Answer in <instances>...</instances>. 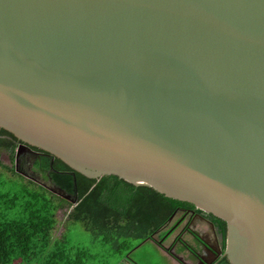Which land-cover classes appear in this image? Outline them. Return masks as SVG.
<instances>
[{
    "label": "water",
    "instance_id": "1",
    "mask_svg": "<svg viewBox=\"0 0 264 264\" xmlns=\"http://www.w3.org/2000/svg\"><path fill=\"white\" fill-rule=\"evenodd\" d=\"M0 128L225 220L219 253L264 264V0H0Z\"/></svg>",
    "mask_w": 264,
    "mask_h": 264
},
{
    "label": "trees",
    "instance_id": "2",
    "mask_svg": "<svg viewBox=\"0 0 264 264\" xmlns=\"http://www.w3.org/2000/svg\"><path fill=\"white\" fill-rule=\"evenodd\" d=\"M0 131L17 139L2 128ZM46 154L48 157L35 162L42 179L72 196L74 172L77 199L73 202L55 188L0 162V264L15 260L22 264H136L128 255L141 243L151 241L169 250L161 243L170 234L168 224L179 210L188 208L212 218L225 245V220L152 186L135 185L114 174L87 177ZM59 210H64L63 230L55 234ZM76 223L87 233L86 244L69 235ZM216 264L230 262L223 256Z\"/></svg>",
    "mask_w": 264,
    "mask_h": 264
},
{
    "label": "flooded vegetation",
    "instance_id": "3",
    "mask_svg": "<svg viewBox=\"0 0 264 264\" xmlns=\"http://www.w3.org/2000/svg\"><path fill=\"white\" fill-rule=\"evenodd\" d=\"M5 137L6 139L0 136L2 144L0 160H3L1 163L8 167H14L19 174L27 178L48 185L51 188H58L43 180L40 172L35 167V162L41 157H48V154L26 145L19 139L13 140L8 134H5ZM12 143L15 145V151L11 156L8 149ZM186 210H179L175 214L173 217L175 219L169 226V229H171L170 234L178 226H180L179 231L169 245L164 244V241L161 242L162 245L166 248L170 247L174 251L173 244L179 243L183 246L184 250L189 252L188 254H175V258L172 256L178 264H216L225 256L222 252L219 253V250L224 251L225 249V245L223 246L222 243L223 236L212 218L203 213L196 212L194 209L188 208ZM184 236L188 237L185 238Z\"/></svg>",
    "mask_w": 264,
    "mask_h": 264
},
{
    "label": "rangeland",
    "instance_id": "4",
    "mask_svg": "<svg viewBox=\"0 0 264 264\" xmlns=\"http://www.w3.org/2000/svg\"><path fill=\"white\" fill-rule=\"evenodd\" d=\"M0 136L6 139L5 133L0 131ZM10 155L12 156L15 151V145L12 143L9 145L8 149ZM0 162H3V160H0ZM64 210H59L57 212V219L58 224L55 229V234H59L63 230V225L61 224V221L64 219ZM175 218L172 219V221L169 222L168 226L173 223ZM200 226V225H199ZM180 226L174 229V231L165 238L164 244L169 245L171 241L173 240L176 233L179 231ZM71 239L74 241H78L82 244L87 243V233L83 231V228L81 224L76 223L70 227V233H69ZM187 238L188 236H184ZM78 238V239H77ZM155 244L151 241H146L144 243H141L137 245L134 249H132L129 253V260L130 262H134L136 264H169V261L167 258L163 257L161 254V251H159L158 248L154 246ZM174 253L175 254H188L189 252L187 250L183 249V246L179 243L173 244ZM13 264H22L19 260H15ZM131 264V263H130Z\"/></svg>",
    "mask_w": 264,
    "mask_h": 264
},
{
    "label": "crops",
    "instance_id": "5",
    "mask_svg": "<svg viewBox=\"0 0 264 264\" xmlns=\"http://www.w3.org/2000/svg\"><path fill=\"white\" fill-rule=\"evenodd\" d=\"M156 248L159 249V251H161V254L163 257L167 258L169 261V264H178L175 259L172 257V255H170L168 253V251L164 250L163 248H160L159 246H157L156 244L154 245ZM184 253V252H183Z\"/></svg>",
    "mask_w": 264,
    "mask_h": 264
}]
</instances>
